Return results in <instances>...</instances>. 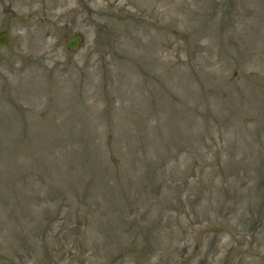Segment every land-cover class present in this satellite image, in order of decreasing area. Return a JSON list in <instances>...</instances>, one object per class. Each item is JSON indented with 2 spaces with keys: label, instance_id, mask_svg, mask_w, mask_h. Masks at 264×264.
<instances>
[{
  "label": "rangeland",
  "instance_id": "1",
  "mask_svg": "<svg viewBox=\"0 0 264 264\" xmlns=\"http://www.w3.org/2000/svg\"><path fill=\"white\" fill-rule=\"evenodd\" d=\"M3 29L0 264H264V0H0Z\"/></svg>",
  "mask_w": 264,
  "mask_h": 264
},
{
  "label": "water",
  "instance_id": "2",
  "mask_svg": "<svg viewBox=\"0 0 264 264\" xmlns=\"http://www.w3.org/2000/svg\"><path fill=\"white\" fill-rule=\"evenodd\" d=\"M7 32H1L0 33V42H4L7 39ZM81 39L80 34H76L74 36H71L67 39L68 46L70 48H73Z\"/></svg>",
  "mask_w": 264,
  "mask_h": 264
}]
</instances>
